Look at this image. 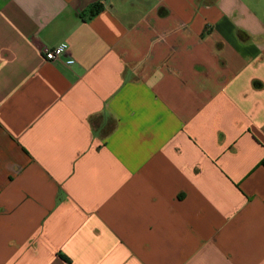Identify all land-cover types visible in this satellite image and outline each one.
<instances>
[{"label":"crops","instance_id":"0c3cea01","mask_svg":"<svg viewBox=\"0 0 264 264\" xmlns=\"http://www.w3.org/2000/svg\"><path fill=\"white\" fill-rule=\"evenodd\" d=\"M263 160L264 0H0V264H264Z\"/></svg>","mask_w":264,"mask_h":264},{"label":"built area","instance_id":"2783aa9c","mask_svg":"<svg viewBox=\"0 0 264 264\" xmlns=\"http://www.w3.org/2000/svg\"><path fill=\"white\" fill-rule=\"evenodd\" d=\"M69 46L67 43H62L52 49H47L44 52V58L43 61L46 63L55 62L59 59H61L67 52H68ZM75 63L74 59H69L66 61V64L71 66Z\"/></svg>","mask_w":264,"mask_h":264},{"label":"trees","instance_id":"16d2710c","mask_svg":"<svg viewBox=\"0 0 264 264\" xmlns=\"http://www.w3.org/2000/svg\"><path fill=\"white\" fill-rule=\"evenodd\" d=\"M100 7H95L94 9H93V11H92V13H96V12H98V11H100ZM262 164L264 165V160H263V162H262Z\"/></svg>","mask_w":264,"mask_h":264}]
</instances>
